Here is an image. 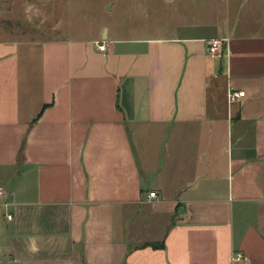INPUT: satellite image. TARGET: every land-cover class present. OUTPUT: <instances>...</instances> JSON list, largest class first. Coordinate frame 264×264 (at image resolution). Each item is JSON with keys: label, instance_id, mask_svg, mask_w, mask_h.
I'll list each match as a JSON object with an SVG mask.
<instances>
[{"label": "crops", "instance_id": "0c3cea01", "mask_svg": "<svg viewBox=\"0 0 264 264\" xmlns=\"http://www.w3.org/2000/svg\"><path fill=\"white\" fill-rule=\"evenodd\" d=\"M222 1L212 33L0 37V264H264V0Z\"/></svg>", "mask_w": 264, "mask_h": 264}, {"label": "rangeland", "instance_id": "374dc122", "mask_svg": "<svg viewBox=\"0 0 264 264\" xmlns=\"http://www.w3.org/2000/svg\"><path fill=\"white\" fill-rule=\"evenodd\" d=\"M222 0H0V37L72 40L212 33ZM197 27V28H196ZM105 40V39H104Z\"/></svg>", "mask_w": 264, "mask_h": 264}, {"label": "built area", "instance_id": "2783aa9c", "mask_svg": "<svg viewBox=\"0 0 264 264\" xmlns=\"http://www.w3.org/2000/svg\"><path fill=\"white\" fill-rule=\"evenodd\" d=\"M219 41L218 40H212L211 42H210V48L211 49H216V48H218L219 47ZM97 47H98V49L99 50H105V43L103 42V41H101V42H98V44H97ZM228 100L229 101H234V100H237V99H239L240 97H241V92H239V91H231V92H229V94H228ZM2 195H3V191H2V189H1V187H0V204H1V198H2ZM148 196H150V197H154L155 196V192H149L148 193ZM7 218H11V215L10 214H8L7 215ZM236 257H241V255L239 254V253H237L236 254Z\"/></svg>", "mask_w": 264, "mask_h": 264}, {"label": "trees", "instance_id": "16d2710c", "mask_svg": "<svg viewBox=\"0 0 264 264\" xmlns=\"http://www.w3.org/2000/svg\"><path fill=\"white\" fill-rule=\"evenodd\" d=\"M151 246L152 247H163V243H159V244L151 243Z\"/></svg>", "mask_w": 264, "mask_h": 264}, {"label": "water", "instance_id": "95a60500", "mask_svg": "<svg viewBox=\"0 0 264 264\" xmlns=\"http://www.w3.org/2000/svg\"><path fill=\"white\" fill-rule=\"evenodd\" d=\"M105 36H106V33H104L102 37L105 38Z\"/></svg>", "mask_w": 264, "mask_h": 264}]
</instances>
